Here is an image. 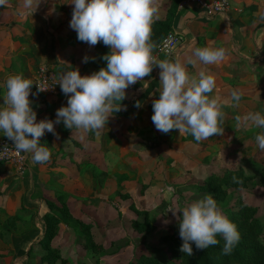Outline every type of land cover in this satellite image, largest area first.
I'll use <instances>...</instances> for the list:
<instances>
[{
    "label": "crops",
    "instance_id": "0c3cea01",
    "mask_svg": "<svg viewBox=\"0 0 264 264\" xmlns=\"http://www.w3.org/2000/svg\"><path fill=\"white\" fill-rule=\"evenodd\" d=\"M184 1L157 0L155 22L169 23L184 37L173 56L157 60L178 59L190 76L198 77L200 71L215 76L216 87L209 96L222 105L223 135L197 142L176 129L167 134L157 131L151 120L152 104L159 98L161 85L160 69L154 66L150 76L126 91L121 110L109 117L99 140L92 132L67 129L61 122L54 125L58 137L45 131L40 138V144L51 152L48 162L34 163L26 153L27 169L22 176L13 165L0 163V264H32L40 249L42 257L45 251L38 242L44 234V216L52 213V207L58 213L65 204L73 218L70 224H60L56 241L63 229L74 230L75 224L95 225L90 218L93 211L105 215L108 207L116 208L114 196L110 198L108 193L115 195L126 178L137 188V184L149 185L159 171L166 169L173 176L184 168H197L198 163L214 159L220 147L242 143L250 138V130L257 129L250 124L237 128L235 117L255 111L264 114V0H230V10L216 17H208L200 5ZM22 2L8 0L7 6L0 7V107L8 76L23 74L33 82L29 99L37 122L55 121L57 109L67 106L68 97L61 88L56 94L41 93L37 88L39 68L47 66L58 79L74 69L81 76L90 75L106 67L102 57L110 49L102 42L89 46L77 39L70 27L72 0H34L31 9H23ZM203 47H222L226 56L219 63L205 65L194 56L195 49ZM85 56L89 57L87 63L83 62ZM233 90L242 93L238 106L231 100ZM228 136L234 138L227 140ZM4 137L0 132V139ZM8 217H19L17 224L34 227L7 232ZM10 237L17 239L16 246L7 243ZM72 238V246L81 239L76 228ZM32 252L35 258L27 259Z\"/></svg>",
    "mask_w": 264,
    "mask_h": 264
},
{
    "label": "clouds",
    "instance_id": "9594fccd",
    "mask_svg": "<svg viewBox=\"0 0 264 264\" xmlns=\"http://www.w3.org/2000/svg\"><path fill=\"white\" fill-rule=\"evenodd\" d=\"M33 3L34 0H23L22 8L31 9ZM71 4L74 8L70 27L77 32V39L89 46L102 42L110 49L102 57L106 67L84 76L77 69L60 74L56 84L68 99L67 106L57 109L55 121L37 122L29 99L33 82L23 74L8 76L0 107V132L13 142L17 152L30 153L34 163L48 162L51 152L40 144V138L45 131L58 137L54 125L61 122L67 129L92 132L99 140L109 117L121 110L126 89L150 76L154 66L160 69L161 85L159 98L152 104L151 120L156 130L167 134L176 129L190 134L197 142L223 135L222 105L209 96L216 87L215 76L205 71H200L198 77L190 76L178 59L157 60L153 56L155 45L151 35L157 0H72ZM7 5L8 0H0V7ZM194 56L211 65L223 61L226 50L196 48ZM88 61L85 56L83 62ZM241 96L242 93L232 91L234 106L239 105ZM135 106L141 107L140 102ZM235 120L237 128L250 124L264 129V114L259 111L237 115ZM255 142L264 151V131L256 133ZM180 212L179 251L184 255H194L193 244L196 250L218 245L217 237L224 241L221 254L225 256H230L239 244L241 234L237 225L223 213L211 194L193 201Z\"/></svg>",
    "mask_w": 264,
    "mask_h": 264
},
{
    "label": "rangeland",
    "instance_id": "374dc122",
    "mask_svg": "<svg viewBox=\"0 0 264 264\" xmlns=\"http://www.w3.org/2000/svg\"><path fill=\"white\" fill-rule=\"evenodd\" d=\"M250 131V138H244L242 143H229L224 149L220 147L214 159L198 163L197 168H184L178 175L173 176H169L165 169L154 175L149 185L140 182L137 188H133L134 183L129 184V177L126 178L125 183L117 187L119 190L115 195L108 193L110 198L114 196L116 208L108 207L105 215L93 211L90 216L92 223H95L90 229L95 246L85 248L80 241L72 246L74 230L63 229L59 240L55 241L54 238L51 244L60 247L58 262L64 260L66 264H131L141 253L151 252L158 256L168 254L171 243L164 239V234L171 231V225L182 215L180 210L183 207L207 194L200 192L197 184L201 183L209 172L221 175L239 165L243 166L246 174L254 177L247 181L246 186L230 188L228 197L230 194L242 197L244 201L253 204L257 208L256 215L264 224V151H261L255 142L256 133L264 129ZM230 138L234 137L228 136L227 140ZM254 162L262 167L255 166ZM210 166L212 167L208 170ZM142 186L146 187L141 190ZM230 199L229 197L226 201ZM234 202L232 200L229 204L233 205ZM75 206V215L78 216L79 206L77 203ZM173 211L176 212L175 215ZM137 221L142 222L136 226ZM11 237L7 243L16 246L17 239ZM39 253L36 256L32 252L26 258L34 259L36 256V261H31L32 264H48L42 260Z\"/></svg>",
    "mask_w": 264,
    "mask_h": 264
},
{
    "label": "trees",
    "instance_id": "16d2710c",
    "mask_svg": "<svg viewBox=\"0 0 264 264\" xmlns=\"http://www.w3.org/2000/svg\"><path fill=\"white\" fill-rule=\"evenodd\" d=\"M171 30L169 23L158 21L152 24L151 42L155 45L154 49ZM254 164L262 167L256 165L255 162ZM234 177L236 178L235 181ZM253 177V175L246 174L243 166L239 165L226 170L221 175L211 173L201 183L197 184L200 192L211 194L217 200L223 213L238 227L241 239L230 256L221 254L224 241L220 237H217L220 240L218 245L205 250H196L193 244L194 255L191 257L184 255L179 251L182 240L179 236L178 218L171 225V231L164 234V239L171 243L168 254L164 253L162 256H158L151 252L141 253L131 264H264V224L256 215L257 208L253 204L244 201L242 197H235L231 194L229 195L231 199L226 201L229 198L228 191L230 188L246 186L247 181ZM232 192L234 193L235 190H232ZM232 200L235 201L233 205L229 204ZM17 218L19 217L7 218L4 225L7 232L21 233L29 227H34L29 224H17ZM44 218V234L38 242L45 251L41 258L48 264H66L64 260L58 262L60 256L59 245L51 246V244L59 232L60 224L62 222L70 224L71 213L64 204L58 208V213L52 207V213L45 214ZM141 222L137 221L136 226ZM80 224L74 225L79 236L81 235L80 243L82 242L85 248H90L92 245L94 247L93 236L90 232L91 226L82 222ZM80 228L83 229L81 232Z\"/></svg>",
    "mask_w": 264,
    "mask_h": 264
},
{
    "label": "built area",
    "instance_id": "2783aa9c",
    "mask_svg": "<svg viewBox=\"0 0 264 264\" xmlns=\"http://www.w3.org/2000/svg\"><path fill=\"white\" fill-rule=\"evenodd\" d=\"M185 3H194L200 5L208 17H216L227 13L231 8L230 0H185ZM184 37L181 32L172 29L153 49V56L158 59L161 56H173L176 49L183 41ZM58 77L47 66H41L38 71L37 88L44 94H56L60 88L56 84ZM141 81L129 86L126 91L134 89ZM0 163L11 164L14 166L17 174L22 176L27 169L26 153L17 152L13 142L7 137L0 140Z\"/></svg>",
    "mask_w": 264,
    "mask_h": 264
}]
</instances>
